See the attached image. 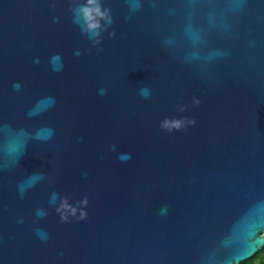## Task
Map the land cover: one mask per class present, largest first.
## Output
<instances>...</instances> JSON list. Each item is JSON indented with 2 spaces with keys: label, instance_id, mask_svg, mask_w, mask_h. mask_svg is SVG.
Masks as SVG:
<instances>
[{
  "label": "water",
  "instance_id": "1",
  "mask_svg": "<svg viewBox=\"0 0 264 264\" xmlns=\"http://www.w3.org/2000/svg\"><path fill=\"white\" fill-rule=\"evenodd\" d=\"M263 248L264 0H0V264Z\"/></svg>",
  "mask_w": 264,
  "mask_h": 264
},
{
  "label": "clouds",
  "instance_id": "2",
  "mask_svg": "<svg viewBox=\"0 0 264 264\" xmlns=\"http://www.w3.org/2000/svg\"><path fill=\"white\" fill-rule=\"evenodd\" d=\"M87 4L88 5L96 4V0H87ZM94 10L98 16L103 18V14L100 12L99 5H97ZM80 11L83 13L85 20L88 21L86 30L89 32V34L93 35V36H99L100 32L98 31V29H100L101 25L98 22H96V23L90 22V20L92 21V19H93L92 14H91L93 9H90L87 6H84L80 9ZM110 22L111 21L109 20V23ZM97 42H99V41H97ZM141 91H142V94H146V90L142 89ZM195 103L198 104L199 101L197 100V101H195ZM181 111H183V108H181ZM188 123L194 125L195 120L194 119L189 120ZM181 126H182V123H181V121H178V120L177 121L165 120L162 123V127L165 128L166 130H168L169 132H171L173 130H180ZM81 218H83V214H82Z\"/></svg>",
  "mask_w": 264,
  "mask_h": 264
},
{
  "label": "rangeland",
  "instance_id": "3",
  "mask_svg": "<svg viewBox=\"0 0 264 264\" xmlns=\"http://www.w3.org/2000/svg\"><path fill=\"white\" fill-rule=\"evenodd\" d=\"M262 250H264V248ZM245 264H264V251L258 258L254 259L253 261L246 262Z\"/></svg>",
  "mask_w": 264,
  "mask_h": 264
},
{
  "label": "trees",
  "instance_id": "4",
  "mask_svg": "<svg viewBox=\"0 0 264 264\" xmlns=\"http://www.w3.org/2000/svg\"><path fill=\"white\" fill-rule=\"evenodd\" d=\"M264 250H261L259 253H257L256 255H254L252 258H250L249 260L244 261L241 264H245L246 262H250L253 261L254 259L258 258L260 256V254L263 252Z\"/></svg>",
  "mask_w": 264,
  "mask_h": 264
},
{
  "label": "snow or ice",
  "instance_id": "5",
  "mask_svg": "<svg viewBox=\"0 0 264 264\" xmlns=\"http://www.w3.org/2000/svg\"><path fill=\"white\" fill-rule=\"evenodd\" d=\"M90 22H91V20H90Z\"/></svg>",
  "mask_w": 264,
  "mask_h": 264
}]
</instances>
